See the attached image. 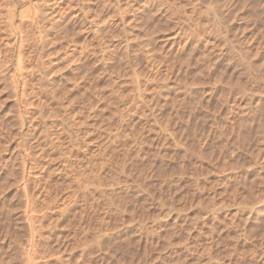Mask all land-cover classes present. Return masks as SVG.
<instances>
[{"label":"rangeland","instance_id":"rangeland-1","mask_svg":"<svg viewBox=\"0 0 264 264\" xmlns=\"http://www.w3.org/2000/svg\"><path fill=\"white\" fill-rule=\"evenodd\" d=\"M35 263L264 264V0H0V264Z\"/></svg>","mask_w":264,"mask_h":264},{"label":"bare ground","instance_id":"bare-ground-1","mask_svg":"<svg viewBox=\"0 0 264 264\" xmlns=\"http://www.w3.org/2000/svg\"><path fill=\"white\" fill-rule=\"evenodd\" d=\"M15 12V11H14ZM19 12V11H18ZM34 20V19H33ZM12 25V24H11ZM20 42V41H19ZM19 46H20V43H19ZM20 62V61H19ZM20 64V63H19ZM18 65V64H17ZM21 66V65H20ZM84 127H86V125L85 126H83L82 125V128H84ZM82 131V129L81 128H79V130L78 131ZM99 130V129H98ZM63 131H64V129H63ZM96 132V131H95ZM98 132V131H97ZM84 133V132H83ZM86 133V132H85ZM88 135V134H87ZM86 135V136H87ZM86 136H84V137H86ZM89 136V135H88ZM93 137H94V135H93ZM85 145V144H84ZM88 145V144H87ZM76 146V145H75ZM71 147H74L73 146V144H72V146ZM89 147V146H88ZM78 148H79V146H78ZM76 149V148H75ZM85 149V148H84ZM89 149V148H88ZM72 150V149H71ZM83 151V150H82ZM85 151H87V149H85ZM91 151H92V149H91ZM90 152V151H89ZM88 153V152H87ZM90 154V153H89ZM33 236V235H32ZM33 238H34V236H33ZM33 247V246H32ZM33 249V248H32ZM36 251V250H35ZM28 253V252H27ZM32 253H33V251H32ZM30 255V254H29ZM34 255V254H33ZM36 255V254H35ZM28 257V256H27ZM32 258V257H31ZM28 261V260H27ZM30 261V260H29ZM35 262V261H34ZM36 264V263H35Z\"/></svg>","mask_w":264,"mask_h":264}]
</instances>
